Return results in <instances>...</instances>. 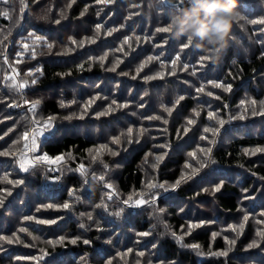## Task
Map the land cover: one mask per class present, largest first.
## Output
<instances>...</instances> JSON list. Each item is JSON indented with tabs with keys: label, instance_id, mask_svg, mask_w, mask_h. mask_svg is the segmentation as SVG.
Masks as SVG:
<instances>
[{
	"label": "trees",
	"instance_id": "1",
	"mask_svg": "<svg viewBox=\"0 0 264 264\" xmlns=\"http://www.w3.org/2000/svg\"><path fill=\"white\" fill-rule=\"evenodd\" d=\"M187 7L0 0V237L13 240L0 239V264H264V23L252 22L264 0H236L244 19L215 62L157 31ZM24 100L40 101L35 116ZM50 117L25 148L29 120Z\"/></svg>",
	"mask_w": 264,
	"mask_h": 264
},
{
	"label": "clouds",
	"instance_id": "2",
	"mask_svg": "<svg viewBox=\"0 0 264 264\" xmlns=\"http://www.w3.org/2000/svg\"><path fill=\"white\" fill-rule=\"evenodd\" d=\"M187 4L169 17L172 37L182 35L186 44L217 61L228 46L233 24L244 19L236 0H187Z\"/></svg>",
	"mask_w": 264,
	"mask_h": 264
},
{
	"label": "snow or ice",
	"instance_id": "3",
	"mask_svg": "<svg viewBox=\"0 0 264 264\" xmlns=\"http://www.w3.org/2000/svg\"><path fill=\"white\" fill-rule=\"evenodd\" d=\"M4 2H9V0H4ZM20 2H21V4H23L24 3V0H20ZM72 2L74 3L75 2V0H72ZM97 2L98 3H100V2H103V3H111V2H113V0H97ZM70 6V5H69ZM85 12L87 11V8H85V10H84ZM84 14V12H82L81 13V15H83ZM2 15H5V16H7L8 15V13L7 12H5V13H3ZM60 21L59 20H57L56 21V23H59ZM253 23H256V22H259V23H264V20H261V21H252ZM100 25H97V32H99V30H100ZM157 31L158 32H170V28L169 27H162V28H158L157 29ZM109 34H111V33H109ZM29 35L31 36L32 35V33H29ZM35 39L36 40H39L40 38L39 37H35ZM69 40H70V44H73V45H75L76 43H77V41L75 40V39H72V38H69ZM94 42V41H93ZM82 43V42H81ZM47 47L49 48V49H51L52 47H53V45L52 44H47ZM189 47V45L188 44H186V43H184L183 45H182V48L183 49H187ZM22 48L24 49V50H27L28 48H29V45L27 44V43H23L22 44ZM17 56H22L23 55V52H18L17 54H16ZM32 55H33V57L35 56V52H34V50H33V53H32ZM177 58H179V57H177ZM3 59H4V61H5V63H7L8 62V58L5 56V57H3ZM202 60L203 59H208L207 57H203V58H201ZM21 61H19V60H17L16 61V63H20ZM82 67V66H81ZM36 72H40L41 70L40 69H36L35 70ZM27 75H29V76H34V73H33V71L32 70H29L28 71V73H27ZM8 79H12V77H9ZM27 81H24L23 83H19L18 85L17 84H13L12 86H13V88H15L17 91H21V90H23L26 86H27ZM31 83L32 84H35L36 83V80L33 78L32 80H31ZM213 86L214 87H221V88H224V90L225 91H229L230 90V86H227V87H225L222 83H214L213 84ZM197 92H200V93H203L204 92V88L203 87H201V88H198L197 89ZM209 96H211V95H213V93H211V92H208L207 93ZM218 98V97H217ZM184 99V97L183 96H181V97H179V100H183ZM178 102V101H177ZM39 103H40V101L39 100H36V101H28V100H24V106H29L30 105V110H31V112H32V114H33V116H35V110L37 109V107H38V105H39ZM113 103H115V101H113ZM252 103L253 104H255L256 102L255 101H252ZM9 107H19L20 105H18V104H9L8 105ZM166 111H170V109H165ZM105 113H101V115H104ZM259 114H261V115H264V111H262L261 113H259ZM193 115L194 116H196V115H199V113L197 112V111H193ZM211 115V114H210ZM155 118H159V117H155ZM25 119H28V117L26 116L25 117ZM51 121H52V118L50 117V118H48V119H46L45 121H43V122H41L40 120H38V119H30L29 120V123L30 124H35V125H38L37 127H34V128H30V129H26L25 131H23V133H22V135H21V139H23V140H25V141H29L30 140V144L29 143H26L25 145H24V147L25 148H29L30 147V149H31V151H33V152H36L37 151V149H38V145H37V139H38V137H40V136H42L43 135V133H44V131H47L48 130V128L51 126ZM166 122V121H165ZM187 123L189 124V125H191V124H193L194 123V119H191V118H189L188 120H187ZM224 122L223 121H220V124L222 125ZM210 131H212V129H210V128H204V132L205 133H207V132H210ZM131 132H132V130L131 129H129L128 130V134H129V136L131 135ZM5 135H7V133H5ZM205 139H207V137H204ZM0 139H3V136H0ZM119 141L118 140H116V139H114L113 140V143H118ZM130 142V141H129ZM14 144H16V143H19V141H14L13 142ZM209 151H210V149H209ZM255 151H264V149H256ZM255 151H253L251 154H255ZM11 153L10 152H7V151H2V150H0V156H5V155H10ZM192 156H193V158H195V153H192L191 154ZM33 159V162L34 163H40V162H45V163H54V162H56V161H59V160H61L62 159V157H57V158H55V161L54 160H52L50 157H48L47 156V154H40V155H38V156H35V157H33L32 158ZM159 159H162V157H157V160H159ZM27 163V161H25V160H21V162L19 163V167L22 169V170H24V171H27V168L25 167V164ZM203 165H201V167H202ZM106 167V166H105ZM185 167L186 168H190V167H192V165H190V164H186L185 165ZM83 170H84V165H80V171H82L83 172ZM195 171V170H194ZM99 179L100 180H103L104 179V177L103 176H101V177H99ZM8 183H14L13 181H11V180H9V181H7ZM23 181H16L15 183H22ZM179 183V181L177 182V184ZM156 185H149V187H155ZM108 187H110V185H108ZM159 187H161V188H163L164 187V185L163 184H161V185H159ZM173 187H175V185L173 186ZM220 190V186H217L216 188H214L213 189V192H216V191H219ZM205 191H207V189H205ZM0 192H5V193H7V194H11V192H10V190H8V189H0ZM109 198H111V197H109ZM129 199H131V198H129ZM124 203L125 204H127L128 203V201H124ZM135 203H137V204H139V203H141L140 201H136ZM63 207L65 208V209H67L68 207H69V204H64L63 205ZM121 211H123V209H121ZM162 211V210H161ZM261 216H264V213H261ZM88 218L89 219H91V215H89L88 216ZM249 219V216L248 215H245L244 217H243V220L246 222L247 220ZM39 223H55V221H44V220H40V221H38ZM259 223H264V220H261V221H258ZM197 225H189L188 226V228H189V234H190V230L192 229V228H194V227H196ZM81 227H84V225H81ZM241 227H243V225H241ZM233 231H235V228H233L232 229ZM20 231H25V229H20ZM140 235H144V236H146V235H148V233H141ZM215 235V234H214ZM257 235L258 236H262V237H264V231H258L257 232ZM0 239H3V240H5L7 243H12L13 242V240L12 239H9L8 237H0ZM16 240H18L19 239V237H16L15 238ZM64 238L63 237H61V240H63ZM71 243H76V240L75 239H73V240H71ZM83 243H85V244H88L89 243V241L88 240H84L83 241ZM230 243H234V241H231ZM254 246H258L257 244H255V242L253 243V244H251V245H249V247H254ZM190 247H192V248H194V249H199V245H196V244H193V245H190ZM212 255H216L217 253H211ZM219 255H226L227 253L226 252H222V253H218ZM140 255H143V253H140Z\"/></svg>",
	"mask_w": 264,
	"mask_h": 264
}]
</instances>
